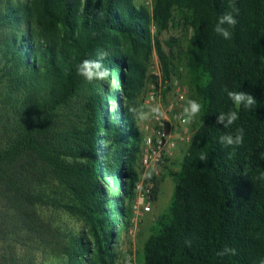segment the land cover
I'll use <instances>...</instances> for the list:
<instances>
[{
    "label": "trees",
    "instance_id": "1",
    "mask_svg": "<svg viewBox=\"0 0 264 264\" xmlns=\"http://www.w3.org/2000/svg\"><path fill=\"white\" fill-rule=\"evenodd\" d=\"M230 6L238 23L225 40L215 25ZM176 18L191 29L181 80L203 109L141 263L264 264V0H0V264H114L139 180L138 58L154 49L169 79L175 55L158 35ZM99 52L110 76L88 82L77 65ZM225 87L256 107L236 109ZM229 110L239 119L224 128L216 118ZM238 128L241 145L219 142ZM50 213L81 220L80 234ZM226 247L236 254L217 255Z\"/></svg>",
    "mask_w": 264,
    "mask_h": 264
},
{
    "label": "rangeland",
    "instance_id": "2",
    "mask_svg": "<svg viewBox=\"0 0 264 264\" xmlns=\"http://www.w3.org/2000/svg\"><path fill=\"white\" fill-rule=\"evenodd\" d=\"M137 2L144 5L148 10L151 9L152 0H137ZM155 31V27L151 26V33L156 34ZM190 37L191 29L188 28L183 21L177 18L173 20L168 29L164 30L158 35V40L160 41L165 52L168 53L170 57V52H173V54L175 55L173 64L176 66V68L170 74L169 78H176L179 84L183 87H186V85L183 84L181 80L184 74L182 53L187 49ZM138 61L145 68V79L143 86L138 91L135 105L133 107L136 111V114L140 106L146 105L145 94L148 84L157 80L156 74L158 72L163 78L162 67L154 49H152V52L147 55V57L139 56ZM187 92L188 91H186L184 97V103H186L187 101ZM168 96L169 95L167 93H164V99H167ZM108 106L110 108L114 107L113 103H108ZM146 122H148V120H138V127L143 136L145 134L143 128ZM190 126H192V123L190 124ZM184 151L185 148L180 147L178 151H176V153L170 159H168V161L164 162V164L161 163L154 168H149L146 171V175L144 177L142 176V174L144 173V169L141 167V164L139 165L138 181L143 179L142 184L145 187L151 185V192L154 188H156L157 185V200L153 202L151 198V200L149 201L150 211L141 214L138 218L137 223H131V226L128 227L127 231L121 229V227H116L118 237L114 246V264H142L140 255L143 244L150 234V228L157 216L162 211L168 208L171 201L174 179L167 174V171H178L179 162L183 156ZM154 172H157V174H154ZM136 202H138L141 206L143 204L145 205L146 202L148 203V201L138 198L137 193H135L131 200L126 199L125 201V206L130 209V213L132 210V206ZM44 212L46 213V215L48 214L47 210H44ZM47 217L50 221H53V223L61 227L69 228L75 234H80L83 228L81 220L67 215L66 213H50ZM118 224L119 223H117V225Z\"/></svg>",
    "mask_w": 264,
    "mask_h": 264
},
{
    "label": "built area",
    "instance_id": "3",
    "mask_svg": "<svg viewBox=\"0 0 264 264\" xmlns=\"http://www.w3.org/2000/svg\"><path fill=\"white\" fill-rule=\"evenodd\" d=\"M156 78L155 82L153 81L147 86L145 104H160L167 118H150L144 124L145 134L140 159L141 167L144 169L143 177L149 168L158 166L164 158L171 157L176 149L188 143L192 133L190 126L182 124L178 118L185 104L186 87L181 86L176 78L164 80L159 72L156 74ZM164 93L169 95L167 99H164ZM142 180L136 183L134 191L138 198L144 199L148 203L141 206L136 202L132 206L130 219L133 224L137 223L141 214L150 211L149 201L152 197V186H143Z\"/></svg>",
    "mask_w": 264,
    "mask_h": 264
},
{
    "label": "clouds",
    "instance_id": "4",
    "mask_svg": "<svg viewBox=\"0 0 264 264\" xmlns=\"http://www.w3.org/2000/svg\"><path fill=\"white\" fill-rule=\"evenodd\" d=\"M232 8V6H230ZM234 12L238 13V10L232 8L231 11L225 12L218 19V22L215 25V32L221 35L225 40H229L232 37L231 31L229 28H234L238 23ZM227 25L228 27H224ZM107 54L104 52L97 53L96 59H84L77 65L76 71L79 75L84 77L88 82L92 81H107L110 76L109 68L105 67L103 61L106 58ZM224 92L227 94L229 100L232 101L236 109H239L241 106L246 110H251L256 107L257 99L245 91H232L227 87L224 88ZM146 109V110H145ZM203 105L201 102L195 99H188L178 117L181 120V123L184 125L191 124L197 117L202 113ZM133 111V109H130ZM137 119L144 121L150 118L161 119L167 118L166 113L162 110L160 104L153 105H143L140 106L136 114ZM239 119L238 111L229 110L227 112H221L217 115L216 123L223 124L224 128H229ZM244 129L238 128L235 134H225L220 136L219 142L226 146H239L243 143ZM261 158L264 159V154H261ZM201 161H207L208 155L202 153L199 156ZM264 175V174H262ZM236 250L233 248H225L223 251L217 253L219 256L224 255H235Z\"/></svg>",
    "mask_w": 264,
    "mask_h": 264
},
{
    "label": "crops",
    "instance_id": "5",
    "mask_svg": "<svg viewBox=\"0 0 264 264\" xmlns=\"http://www.w3.org/2000/svg\"><path fill=\"white\" fill-rule=\"evenodd\" d=\"M179 148H180V147H179ZM179 148H178V149H179Z\"/></svg>",
    "mask_w": 264,
    "mask_h": 264
}]
</instances>
